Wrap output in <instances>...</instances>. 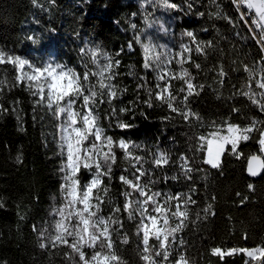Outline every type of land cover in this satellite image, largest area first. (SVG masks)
Masks as SVG:
<instances>
[{
    "label": "trees",
    "instance_id": "trees-1",
    "mask_svg": "<svg viewBox=\"0 0 264 264\" xmlns=\"http://www.w3.org/2000/svg\"><path fill=\"white\" fill-rule=\"evenodd\" d=\"M168 2L177 7L165 8L150 0H0V49L37 64L60 62L81 73L84 71L81 48L96 49L114 61L119 60L120 65L114 66L118 75L104 82L125 90L120 94V100L114 102L118 108L129 107L134 111L120 113L123 122L130 127H113L107 130V134L125 139L130 145L134 143L151 149L135 153L149 161L157 148L167 152L177 164L171 167L162 165V169L169 176L179 174V157L193 155L189 149L194 141L188 138L213 131V121L219 124L229 120L237 125H247L254 116L264 120V114L259 113L247 97L237 95L248 90L244 87L246 82L252 83L248 81L245 65L252 66L253 60L259 61L261 53L243 21L234 28L225 19L217 18V4L224 14L233 20L237 18L232 0ZM189 4L192 5L190 10ZM132 24L137 26L136 29L131 27ZM187 31L197 35L199 41L212 42V47L204 48L200 54L195 51L186 53L185 56L191 55V59H185L180 66L196 78L195 83L205 85L199 96L189 98L190 107L203 118V126L195 118L191 119L189 126L188 121L171 113L166 106H155L158 102H154L153 107L136 102L138 85L145 84V89L139 90L142 99L148 98V87L155 92L159 91L157 83L164 86L155 72L143 68L144 53L136 38L139 37L144 44L149 43V38L157 40L160 45L187 43L194 49L190 38L182 35ZM129 44H132V50H129ZM193 61L201 68L196 69ZM259 67L257 63L256 80L264 75ZM0 68L4 69L0 80L7 81L0 87V93H3L0 105L9 109L0 113V204L3 205L0 207V261H7V264H69L64 256L67 248L40 249L34 231V226L50 222L51 209L63 206V173L59 169L66 156L62 158L58 154L62 118L55 120L46 107L36 106V98L30 95L26 83H11L15 75L11 65L5 62ZM89 68L96 71L91 63ZM221 68L226 76L219 75ZM93 82L99 90L98 78H93ZM168 86L178 99L186 94L176 92L180 87H186L179 77L171 79ZM253 88L257 93L264 91L255 88L254 83ZM98 107L101 109V124L107 128V104ZM34 108L37 109L35 112ZM233 108L239 111H232ZM165 116L175 118L165 120ZM240 147L244 156L240 160L233 156L224 159L222 174L204 165L202 155H198L195 161L194 166L201 169L192 174V184L198 189L194 198L198 203L188 206L190 219L187 227L177 234L187 241L186 254L191 264H245L250 260L246 254L236 253L221 259L212 255L211 249L264 246V178L252 179L245 173V157L259 154V146L250 140ZM117 155L110 191L107 195L103 192L100 195L105 201L111 198L122 208L125 197L121 193L126 186L119 181V176L132 177L129 158L123 157L119 150ZM188 163L192 166L191 160ZM144 167L155 168L151 163ZM162 175L161 169L155 170L154 178ZM89 178L90 174L85 171L82 180ZM248 183L255 185V192L248 189ZM156 187L174 193L188 190L182 179L167 183L161 180ZM243 196L249 199L242 204ZM208 204H212L211 212L215 215L204 213ZM102 209V214H112L110 205L105 203ZM115 216L123 222L122 231H127L132 241L130 245L118 242L121 255L128 264H142L136 253L138 215L136 221L128 220L123 210ZM251 264L256 262L252 260Z\"/></svg>",
    "mask_w": 264,
    "mask_h": 264
},
{
    "label": "snow or ice",
    "instance_id": "snow-or-ice-1",
    "mask_svg": "<svg viewBox=\"0 0 264 264\" xmlns=\"http://www.w3.org/2000/svg\"><path fill=\"white\" fill-rule=\"evenodd\" d=\"M150 2L165 8L177 7L175 4H170L168 0H150ZM232 3L238 13L237 18L233 20L224 14L218 4L216 5L217 18L225 19L234 28L239 27L241 21H247L250 33H254L250 38L256 41L261 53L259 61L253 60L252 66L245 65L244 70L248 73V81L252 83L246 82L244 87L248 90L237 95L247 97L251 105L255 106L259 113L264 114V91L257 93L253 88L254 83L255 88L264 90V75L258 80L254 79L257 63L260 65L259 71L264 74V0H232ZM191 7L192 5L189 4V10ZM131 27L136 29L137 26L132 24ZM182 35L190 38L195 48L193 49L187 43H181L180 50L175 54L168 45L144 44L139 37L136 38V43L140 44L144 53L143 68L157 73L158 79L164 81L163 87L159 83L156 84L159 91L154 92L151 87L146 89L147 99H142L139 95V90L145 89V84L138 85L136 102H142L147 107H153L154 102H158L155 106H166L171 113L178 114L184 121H188L189 126H191L192 118L200 121L203 126V118L190 107L189 98L199 96L205 85L195 83L196 78L187 69H183L179 79L186 87H180L176 92L186 94L178 99L177 94L169 90V81L165 78L164 72L167 66L172 64L174 55L179 57L175 61L176 64L182 65L185 59H191V55L185 56L186 53L191 54L195 51L196 54H200L204 48L212 47V42L199 41L192 31ZM26 39L34 40L33 37H26ZM132 47V44L128 45L129 50H132ZM159 48L164 50L157 51ZM80 52L84 53V57H81L84 63L82 73L60 62L37 64L0 49V65L7 62L15 73L11 83H26L30 95L36 98L34 101L36 106L41 109L46 107L55 120H60L63 116V121L59 125L63 134L58 153L62 158L66 156V160H62L59 169L63 173L61 185L63 206L50 210V222L40 227L34 226L39 240L38 247L42 250L67 248L68 251L64 253V256L69 264H128L121 255L118 242L130 245L131 237L127 231H122L124 224L115 216L123 210L130 221H136L137 215L139 216L135 233L136 253L142 264H191L186 254L187 241L178 237L177 234L187 227L190 219L188 206L198 203L194 198L198 189L192 184V174L201 171L194 166L198 155H202L201 162L204 165L222 174L223 160L229 156L240 160L244 156L241 144L254 140L259 146V154L253 153L245 157L246 171L250 177L264 178L262 176L264 174V120L254 116L247 125H237L229 120H223L219 124L213 121L211 124L213 131L207 135L201 134L188 138L194 141L189 149L193 155L186 154L179 157V174L174 173L169 176L162 169V165L171 167L176 165L177 161H173L167 152L157 148L151 153L152 159L149 161L135 153L151 151V149H145L143 145L134 143L130 145L125 139L114 138L113 135L107 134V130L113 127L121 129L130 127V124L123 122L120 113L134 111L129 107L118 108L114 102L120 100V94L125 90L117 88L112 83L104 82L111 81L118 75L114 71V66L118 67L121 62L114 61L105 53H98L96 49L81 48ZM89 63L95 66L96 71H91ZM193 64L196 69L201 68L199 63L193 61ZM3 72L4 69L0 68V73ZM167 74L171 75V71L168 70ZM219 75L226 76L227 73L221 68ZM93 78H98L99 90ZM5 82L7 81L0 80V87ZM220 83L223 84L224 81L221 80ZM2 96L3 93H0V98ZM101 104H107L105 115V119L108 120L107 128L101 124V109L98 107ZM36 110L34 108L33 111ZM7 111L9 109L0 105V113ZM232 111L238 112L239 109L233 108ZM174 118L164 117L165 120ZM222 125H226V133ZM118 150L123 157L129 158L132 177L129 178L125 174L119 176V181L126 186V190L121 193L125 197L122 208L111 198L105 201L100 195L101 192L107 195L110 191ZM189 160L192 161V166L189 165ZM149 163L155 168L144 167ZM156 169H161L163 175L154 178ZM85 171L90 174L87 181L82 180ZM142 178L143 182H141ZM181 179L187 185V191L174 193L171 190L164 191L156 187L161 180L167 183L169 180L180 181ZM247 187L255 192L253 183H248ZM237 195L240 194L237 193ZM248 199L249 197L243 196L240 202L246 203ZM105 203L111 206V215L102 214V205ZM2 206L0 204V207ZM211 209L212 204H208L203 211L206 215L209 213L215 215ZM56 216H59V219H56ZM199 218L197 213V219ZM192 222L195 223V221ZM161 224L162 226L158 227ZM110 225H118V227L112 228ZM236 253L246 254L250 258L245 264H251L252 260L264 264V246L252 249L222 250L220 247L211 249V254L221 259ZM0 264H7V261H0Z\"/></svg>",
    "mask_w": 264,
    "mask_h": 264
},
{
    "label": "rangeland",
    "instance_id": "rangeland-1",
    "mask_svg": "<svg viewBox=\"0 0 264 264\" xmlns=\"http://www.w3.org/2000/svg\"><path fill=\"white\" fill-rule=\"evenodd\" d=\"M149 43H152V44H156V45H160L159 43H157V40H155V39H153V38H149V41H148ZM168 47L172 50V53L173 54H175V53H177L179 50H180V46H175V45H168ZM164 49H162V48H159V49H157V51H163ZM176 59H179V57H177V56H175L174 55V57H173V62H172V64H170V65H168L167 66V69H165V72H164V75H165V78L168 80V81H170L171 79H173V77H180V75H181V73H182V69H181V64H176ZM168 70H170L171 71V75H168L167 73H168ZM156 75H157V73H156ZM158 77V76H157ZM162 81V80H161ZM164 82V81H163ZM75 107V106H74ZM62 118V121H63V116L61 117ZM62 123V122H61ZM223 128H224V132L226 133V125H224V126H222ZM62 130H61V128L59 129V133H58V143H59V145L62 143V139H61V137H62ZM65 151H66V149H65ZM94 202V201H93ZM138 218H139V216H138ZM59 219V218H58ZM139 220V219H138ZM145 222H147V221H145ZM173 224H174V222H173ZM159 226H162V224L161 225H158V227ZM223 250V249H222Z\"/></svg>",
    "mask_w": 264,
    "mask_h": 264
},
{
    "label": "built area",
    "instance_id": "built-area-1",
    "mask_svg": "<svg viewBox=\"0 0 264 264\" xmlns=\"http://www.w3.org/2000/svg\"><path fill=\"white\" fill-rule=\"evenodd\" d=\"M244 22V24L246 25V27H247V21H243ZM247 29H248V31H249V28L247 27ZM249 33H250V31H249ZM250 35H254V33H250ZM255 41V40H254ZM255 43H256V41H255ZM257 44V43H256ZM258 46V45H257ZM260 247V246H259ZM257 248V247H256ZM254 262H256V264H259V262L258 261H256V260H253Z\"/></svg>",
    "mask_w": 264,
    "mask_h": 264
},
{
    "label": "water",
    "instance_id": "water-1",
    "mask_svg": "<svg viewBox=\"0 0 264 264\" xmlns=\"http://www.w3.org/2000/svg\"><path fill=\"white\" fill-rule=\"evenodd\" d=\"M245 173H246V175H247L249 178H252V179L259 178V177H250V176L248 175L247 171H246V167H245Z\"/></svg>",
    "mask_w": 264,
    "mask_h": 264
}]
</instances>
